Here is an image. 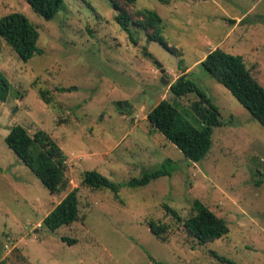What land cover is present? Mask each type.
Masks as SVG:
<instances>
[{
	"label": "rangeland",
	"instance_id": "obj_1",
	"mask_svg": "<svg viewBox=\"0 0 264 264\" xmlns=\"http://www.w3.org/2000/svg\"><path fill=\"white\" fill-rule=\"evenodd\" d=\"M117 1L134 19L157 11L172 50L147 40L151 27L133 25V42L110 0H64L51 20L27 0H0V17L22 12L38 27L44 51L24 62L0 35V70L11 82L0 100V264H264V126L201 63L218 47L240 54L264 86V0ZM154 60L166 68L168 84ZM183 74L212 98L223 122L198 162L147 119L163 99L192 111L196 94L170 93ZM118 101L131 106L124 112ZM18 124L31 134L48 131L66 153L60 192L51 193L6 143ZM164 163L171 176L125 185ZM87 170L122 183L118 195L83 185ZM77 187L79 219L50 230L44 218ZM197 199L228 220L226 236L200 245L188 234L184 220ZM150 219L170 224L166 240L151 232Z\"/></svg>",
	"mask_w": 264,
	"mask_h": 264
},
{
	"label": "trees",
	"instance_id": "obj_2",
	"mask_svg": "<svg viewBox=\"0 0 264 264\" xmlns=\"http://www.w3.org/2000/svg\"><path fill=\"white\" fill-rule=\"evenodd\" d=\"M33 10L46 20L53 19L64 6V0H27ZM117 11L116 20L129 33L133 42H137L132 26L143 29L151 27L147 34L148 41H158L167 49L172 50L163 35L160 14L152 9L139 11L141 17L134 19L125 7L117 0H110ZM135 3L137 0H125ZM0 35L17 52L19 57L28 62L36 54L44 51L38 45L40 31L38 27L22 12H11L0 17ZM202 65L220 83H222L250 113L264 126V86L254 76L251 68L240 54H233L218 47L208 52ZM11 91V82L0 70V100L6 101ZM170 93L179 99L189 94H196L192 111L181 110L178 102L167 99L160 101L147 115L148 121L155 129L173 142L191 161L203 160L213 144L214 128L223 124L219 107L212 98L202 90L198 83L188 74L181 75L170 85ZM47 103H50L47 100ZM191 116L194 123L188 119ZM8 146L36 174L42 184L51 192H60L66 185L67 155L51 134L37 129L34 134L23 125H14L5 138ZM173 167L164 163L153 170L144 171L139 177H132L125 183L136 187L149 184L161 176H171ZM82 184L92 189H110L116 195L122 183L115 182L97 170L83 172ZM79 188L72 189L44 218L43 223L55 231L79 219ZM177 221H182L179 212L165 206ZM193 209L196 211L184 220L188 234L204 245L226 236L229 231L228 220L219 216L201 200H195ZM148 226L151 232L162 240L171 226L160 219H150ZM62 240L72 245L77 239L62 236ZM213 255L221 262L233 263L232 260L217 252Z\"/></svg>",
	"mask_w": 264,
	"mask_h": 264
},
{
	"label": "water",
	"instance_id": "obj_3",
	"mask_svg": "<svg viewBox=\"0 0 264 264\" xmlns=\"http://www.w3.org/2000/svg\"><path fill=\"white\" fill-rule=\"evenodd\" d=\"M154 63L157 65L158 69L162 73V78H161L162 83L168 84L169 83V78H168L169 75L167 74L166 68L157 60H154ZM116 104L118 106V109L123 110L124 112H126L128 110V108L131 106L128 101H118Z\"/></svg>",
	"mask_w": 264,
	"mask_h": 264
}]
</instances>
